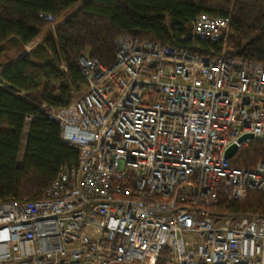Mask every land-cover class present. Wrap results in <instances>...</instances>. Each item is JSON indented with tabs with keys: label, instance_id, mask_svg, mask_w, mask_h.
Instances as JSON below:
<instances>
[{
	"label": "built area",
	"instance_id": "obj_1",
	"mask_svg": "<svg viewBox=\"0 0 264 264\" xmlns=\"http://www.w3.org/2000/svg\"><path fill=\"white\" fill-rule=\"evenodd\" d=\"M191 25L218 55L121 34L112 65L77 58L84 92L47 110L77 159L0 201V264H264V214L221 206L264 192V160L231 161L264 141V62L226 56L230 17Z\"/></svg>",
	"mask_w": 264,
	"mask_h": 264
},
{
	"label": "trees",
	"instance_id": "obj_2",
	"mask_svg": "<svg viewBox=\"0 0 264 264\" xmlns=\"http://www.w3.org/2000/svg\"><path fill=\"white\" fill-rule=\"evenodd\" d=\"M202 12L230 17L227 57L264 62V0H0V55L6 58L0 63V201L40 197L77 159L78 150L61 139L47 110L84 92L79 56L112 65L121 34L218 55L219 44L190 35ZM42 13L62 20L27 48L48 27ZM261 160L264 141L255 140L231 161L252 167ZM221 206L264 214V192L249 190L244 199Z\"/></svg>",
	"mask_w": 264,
	"mask_h": 264
},
{
	"label": "rangeland",
	"instance_id": "obj_3",
	"mask_svg": "<svg viewBox=\"0 0 264 264\" xmlns=\"http://www.w3.org/2000/svg\"><path fill=\"white\" fill-rule=\"evenodd\" d=\"M70 13H71V10H68V11L63 15V17L66 16V15H68V14H70ZM61 20H62V18H60V19H55L52 23H48V24H47L48 27H47L46 31H45V32H42L37 38H35V39H34V40H33V41L27 46V48H30V47H32L33 45H35L37 42L41 41V40L43 39L44 34L47 32V30L50 31V32H53L55 26H56ZM5 59H6V58H5L4 55H0V63H1V62H5V61H6ZM80 93H81V92H76L74 98L79 97ZM22 148H23V147H22Z\"/></svg>",
	"mask_w": 264,
	"mask_h": 264
},
{
	"label": "water",
	"instance_id": "obj_4",
	"mask_svg": "<svg viewBox=\"0 0 264 264\" xmlns=\"http://www.w3.org/2000/svg\"><path fill=\"white\" fill-rule=\"evenodd\" d=\"M252 136H253V135H252V134H249V133L244 134V135H242V136L239 138V141H241V140H243V139H246V138H251ZM237 150H238V148H237V145H236V144L231 145V146L226 150V156H227L228 158L233 157V156L237 153Z\"/></svg>",
	"mask_w": 264,
	"mask_h": 264
},
{
	"label": "bare ground",
	"instance_id": "obj_5",
	"mask_svg": "<svg viewBox=\"0 0 264 264\" xmlns=\"http://www.w3.org/2000/svg\"><path fill=\"white\" fill-rule=\"evenodd\" d=\"M45 107V106H44Z\"/></svg>",
	"mask_w": 264,
	"mask_h": 264
}]
</instances>
